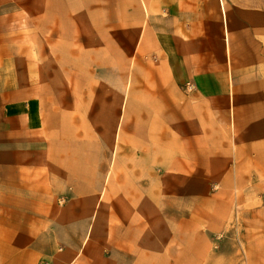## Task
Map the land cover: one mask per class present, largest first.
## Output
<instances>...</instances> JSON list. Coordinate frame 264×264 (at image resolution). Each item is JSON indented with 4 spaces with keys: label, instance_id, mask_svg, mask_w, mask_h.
I'll list each match as a JSON object with an SVG mask.
<instances>
[{
    "label": "crops",
    "instance_id": "crops-1",
    "mask_svg": "<svg viewBox=\"0 0 264 264\" xmlns=\"http://www.w3.org/2000/svg\"><path fill=\"white\" fill-rule=\"evenodd\" d=\"M74 1L60 4L65 38L78 12ZM2 2L0 264H71L91 228L86 219L74 227L68 195L101 198L115 188L106 175L123 160L139 162L130 170L151 171L159 156L164 199L208 193L215 225L255 226L264 238V0H103L97 26L104 50L122 67V91H113L111 105L96 91L97 124H74L72 89L45 96L22 59L3 55L10 33L27 32L36 43L40 31L25 9L10 23ZM30 17L32 27L25 25ZM59 48L72 62L71 41ZM202 177L210 179L207 188L196 181ZM60 195L68 201L60 204ZM81 203L92 207L88 198Z\"/></svg>",
    "mask_w": 264,
    "mask_h": 264
},
{
    "label": "rangeland",
    "instance_id": "rangeland-1",
    "mask_svg": "<svg viewBox=\"0 0 264 264\" xmlns=\"http://www.w3.org/2000/svg\"><path fill=\"white\" fill-rule=\"evenodd\" d=\"M38 1L6 0L1 3L8 10L10 23L20 20L23 9L35 13L40 31L36 43L34 36L27 32L10 33L11 48L4 46L3 55L22 59V68L40 85L45 96H49L47 90L50 89L58 93L72 89L74 98L70 111L74 124L80 121L97 124L100 99L96 91L103 90L105 105H111L113 91H122L119 81L122 67L104 50V34L97 26L101 19L95 12L103 0L74 1V9L78 12L72 18L71 38L69 34L65 38L63 19L58 16L63 0ZM27 21L32 27L33 17L25 19L26 26ZM65 40L71 41L73 54L72 62L67 65L65 50L59 48ZM82 53L87 57L83 58ZM87 109L88 113H84ZM159 128L154 130L156 140L162 134ZM78 130L74 128L73 131ZM157 159L153 160L151 171L137 168L139 162L136 165L123 160L120 171L114 176L111 173L109 178L110 185L115 188H107L101 198L98 193L68 195L67 198L74 202V227L80 230L81 219H86L91 228L86 234L89 240L86 239L79 256L71 264H264V252L258 250L264 238L257 227L229 224L228 221L227 225H215V210L210 209L208 193L191 194L179 200L164 199L158 189L163 167L160 156ZM133 166L137 169L130 170ZM209 180L202 177L196 181L207 188ZM198 191L201 190L198 188ZM67 198L60 195L57 200L63 204ZM86 198L92 206L88 210L80 208ZM216 216L223 218L224 208H219Z\"/></svg>",
    "mask_w": 264,
    "mask_h": 264
},
{
    "label": "bare ground",
    "instance_id": "bare-ground-1",
    "mask_svg": "<svg viewBox=\"0 0 264 264\" xmlns=\"http://www.w3.org/2000/svg\"><path fill=\"white\" fill-rule=\"evenodd\" d=\"M143 6H144V5H143ZM143 9H144L145 14H146V9H145L144 7H143ZM128 91H129V82H127L126 85H125V91H124L123 103H126V98H127L126 96H127V94H128ZM123 103H122V104H123ZM122 120H123V118H120V121H121V122H120V125H121V123H122ZM120 125H119V126H120ZM112 169H113V163H112V166H111V168H110V170H111L110 172H112ZM106 179L109 180V175H108V174L106 175ZM86 239H87V236H86Z\"/></svg>",
    "mask_w": 264,
    "mask_h": 264
}]
</instances>
